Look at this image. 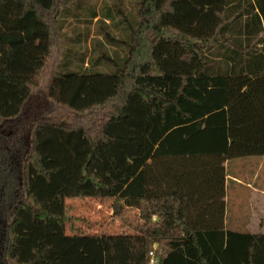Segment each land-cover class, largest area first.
Masks as SVG:
<instances>
[{
    "label": "trees",
    "instance_id": "obj_1",
    "mask_svg": "<svg viewBox=\"0 0 264 264\" xmlns=\"http://www.w3.org/2000/svg\"><path fill=\"white\" fill-rule=\"evenodd\" d=\"M79 1L0 0L1 263L148 264L157 244V264H264V235L224 221L225 162L264 157V0H138L122 68L40 95ZM86 199L160 222L91 233Z\"/></svg>",
    "mask_w": 264,
    "mask_h": 264
},
{
    "label": "rangeland",
    "instance_id": "obj_2",
    "mask_svg": "<svg viewBox=\"0 0 264 264\" xmlns=\"http://www.w3.org/2000/svg\"><path fill=\"white\" fill-rule=\"evenodd\" d=\"M137 3L138 0H80L64 9L61 19L65 22L63 37L59 48L52 51L45 70L36 78L39 85L38 93L45 94L52 73L111 75L122 68L128 55L131 32L139 25ZM93 12L107 26L105 39L104 32L100 29L101 23L91 20L90 15ZM68 122L69 118L64 119V123ZM229 184L225 224L228 230H232L235 229L232 225L237 217L236 200L233 184L231 181ZM241 200L246 206L244 198ZM113 202L99 205L90 199L76 201L74 208L77 225L91 233L110 235L132 234L140 232L143 224L155 225L151 222L152 217L139 222L135 206L128 210L127 207L131 205ZM116 205L122 206L119 214H116ZM241 213L245 218L244 208L241 209ZM156 220L160 222L157 217ZM163 249L164 242L161 241L158 251L163 253Z\"/></svg>",
    "mask_w": 264,
    "mask_h": 264
},
{
    "label": "crops",
    "instance_id": "obj_3",
    "mask_svg": "<svg viewBox=\"0 0 264 264\" xmlns=\"http://www.w3.org/2000/svg\"><path fill=\"white\" fill-rule=\"evenodd\" d=\"M258 48L261 49V45H258ZM224 168L225 219L229 181L233 184L234 198L236 200L237 217L232 225L235 229L230 231L252 234L261 233L264 235V157L229 160L225 162ZM242 198H244L246 206L243 205ZM129 205L131 206L127 207L128 210L133 208V206H135L136 210H139L135 202ZM242 208L245 209V218H243L241 213ZM240 215H242V218ZM225 228L227 229L226 224Z\"/></svg>",
    "mask_w": 264,
    "mask_h": 264
},
{
    "label": "built area",
    "instance_id": "obj_4",
    "mask_svg": "<svg viewBox=\"0 0 264 264\" xmlns=\"http://www.w3.org/2000/svg\"><path fill=\"white\" fill-rule=\"evenodd\" d=\"M137 212H138V215H139V210H137ZM151 222L154 223V224H158L159 223L158 220H156V217H152ZM157 246H158L157 244H154L151 247L150 251L148 252V259H149L148 260V264H157V259L155 257V250H156Z\"/></svg>",
    "mask_w": 264,
    "mask_h": 264
},
{
    "label": "flooded vegetation",
    "instance_id": "obj_5",
    "mask_svg": "<svg viewBox=\"0 0 264 264\" xmlns=\"http://www.w3.org/2000/svg\"><path fill=\"white\" fill-rule=\"evenodd\" d=\"M5 234V223L0 219V264L1 263V256H2V240Z\"/></svg>",
    "mask_w": 264,
    "mask_h": 264
}]
</instances>
